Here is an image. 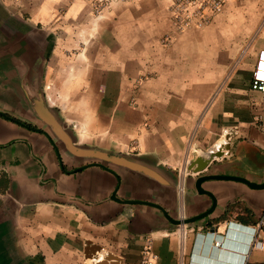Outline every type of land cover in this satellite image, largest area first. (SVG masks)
<instances>
[{"label": "crops", "instance_id": "1", "mask_svg": "<svg viewBox=\"0 0 264 264\" xmlns=\"http://www.w3.org/2000/svg\"><path fill=\"white\" fill-rule=\"evenodd\" d=\"M170 3L0 0V264H230L264 238V0L182 32ZM40 93L74 144L122 158L70 154Z\"/></svg>", "mask_w": 264, "mask_h": 264}, {"label": "built area", "instance_id": "2", "mask_svg": "<svg viewBox=\"0 0 264 264\" xmlns=\"http://www.w3.org/2000/svg\"><path fill=\"white\" fill-rule=\"evenodd\" d=\"M228 0H171L170 10L172 24L176 32H182L187 28H202L222 9ZM102 6V5H101ZM166 36L164 39L166 40ZM251 89L260 94L261 105H264V49L257 54L255 65L250 81ZM258 127L264 137V122H259ZM262 222V221H261ZM261 222L254 227V234H250V243L246 253L238 262L232 264H247L249 252L253 248H264V238L261 237ZM215 247L224 245L221 237H216L213 241ZM156 255L150 251L149 246L142 250L139 264H153Z\"/></svg>", "mask_w": 264, "mask_h": 264}, {"label": "water", "instance_id": "3", "mask_svg": "<svg viewBox=\"0 0 264 264\" xmlns=\"http://www.w3.org/2000/svg\"><path fill=\"white\" fill-rule=\"evenodd\" d=\"M35 109L40 117V119L50 128L52 133L62 142L65 149L72 155L83 158L95 157L101 160H113L121 159L119 155L112 154L110 152L102 151H91L89 149H84L78 144H74L70 138L68 131L64 128L60 120L54 111L47 105L45 98L41 96V93L38 96V99L35 100ZM212 158V155H208V160Z\"/></svg>", "mask_w": 264, "mask_h": 264}, {"label": "clouds", "instance_id": "4", "mask_svg": "<svg viewBox=\"0 0 264 264\" xmlns=\"http://www.w3.org/2000/svg\"><path fill=\"white\" fill-rule=\"evenodd\" d=\"M249 228H250V231H251L250 234L253 235V234H254V231H255V230H254V227L249 226ZM230 264H232V263H230Z\"/></svg>", "mask_w": 264, "mask_h": 264}, {"label": "rangeland", "instance_id": "5", "mask_svg": "<svg viewBox=\"0 0 264 264\" xmlns=\"http://www.w3.org/2000/svg\"><path fill=\"white\" fill-rule=\"evenodd\" d=\"M102 5V3H100V6Z\"/></svg>", "mask_w": 264, "mask_h": 264}]
</instances>
